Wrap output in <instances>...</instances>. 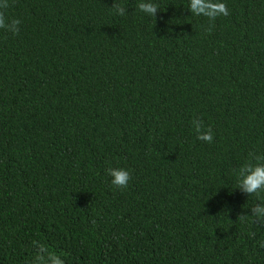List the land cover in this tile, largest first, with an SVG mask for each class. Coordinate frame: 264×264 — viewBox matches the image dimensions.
<instances>
[{"label":"trees","instance_id":"obj_1","mask_svg":"<svg viewBox=\"0 0 264 264\" xmlns=\"http://www.w3.org/2000/svg\"><path fill=\"white\" fill-rule=\"evenodd\" d=\"M139 2L9 0L0 264H33L36 244L64 264H264V191L233 171L264 153V0H211L229 13L214 20L191 0H152L156 17Z\"/></svg>","mask_w":264,"mask_h":264},{"label":"clouds","instance_id":"obj_2","mask_svg":"<svg viewBox=\"0 0 264 264\" xmlns=\"http://www.w3.org/2000/svg\"><path fill=\"white\" fill-rule=\"evenodd\" d=\"M10 7L9 0H0V30L12 35H18L22 21L18 18H12L7 15V9ZM137 9L149 16L156 17L160 11L157 4L152 0H140ZM116 14L124 16L126 9L119 3H115L112 7ZM191 11L197 15H205L210 20H214L218 14L227 16L228 10L224 3H212L211 0H191ZM193 127L197 134V139L206 143L213 142V132L211 127L205 129L203 121L195 119L192 121ZM237 178V189L249 197L259 195L264 191V153L257 154L249 152L247 161L238 169H234ZM107 174L110 176L111 184L114 188L124 190L128 187L132 177L128 170L124 168L109 167ZM251 216L254 223L264 226V199L255 204L251 209ZM247 215H239L238 221H245ZM94 223V221H93ZM250 235L254 236L255 233ZM260 247L264 249V242L260 243ZM37 253L33 264H64L58 255L50 252L44 245L36 244Z\"/></svg>","mask_w":264,"mask_h":264}]
</instances>
